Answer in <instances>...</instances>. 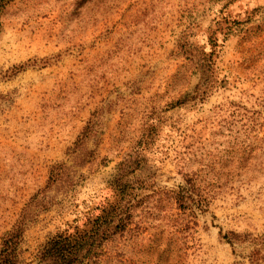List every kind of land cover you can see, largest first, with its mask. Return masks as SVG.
Listing matches in <instances>:
<instances>
[{
    "label": "rangeland",
    "instance_id": "rangeland-1",
    "mask_svg": "<svg viewBox=\"0 0 264 264\" xmlns=\"http://www.w3.org/2000/svg\"><path fill=\"white\" fill-rule=\"evenodd\" d=\"M120 199L82 264H264V0L6 4L0 252L40 264Z\"/></svg>",
    "mask_w": 264,
    "mask_h": 264
},
{
    "label": "trees",
    "instance_id": "trees-1",
    "mask_svg": "<svg viewBox=\"0 0 264 264\" xmlns=\"http://www.w3.org/2000/svg\"><path fill=\"white\" fill-rule=\"evenodd\" d=\"M9 1L0 0V15ZM116 190L120 196L125 192L121 185ZM124 212L120 199L115 206L104 209L99 217L90 220L82 229L57 235L40 252V264H82L103 241L126 228ZM20 241V230L10 235L0 252V264H20L17 254Z\"/></svg>",
    "mask_w": 264,
    "mask_h": 264
}]
</instances>
